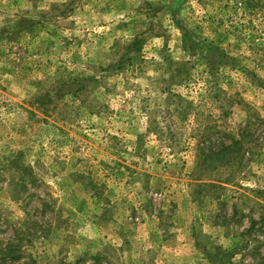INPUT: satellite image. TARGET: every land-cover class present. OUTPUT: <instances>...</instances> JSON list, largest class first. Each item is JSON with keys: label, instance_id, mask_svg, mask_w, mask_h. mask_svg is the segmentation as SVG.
<instances>
[{"label": "rangeland", "instance_id": "obj_1", "mask_svg": "<svg viewBox=\"0 0 264 264\" xmlns=\"http://www.w3.org/2000/svg\"><path fill=\"white\" fill-rule=\"evenodd\" d=\"M262 217L264 0H0V264H264Z\"/></svg>", "mask_w": 264, "mask_h": 264}, {"label": "trees", "instance_id": "obj_2", "mask_svg": "<svg viewBox=\"0 0 264 264\" xmlns=\"http://www.w3.org/2000/svg\"><path fill=\"white\" fill-rule=\"evenodd\" d=\"M188 81H189V75L184 76L182 78V83L188 82ZM182 102L184 105V110L182 109L183 110L182 113H183V116L187 118L190 114H193V111L195 110L193 109L195 108L194 102L183 99V98H182ZM257 119H259V117ZM258 121H260V119ZM256 125H257V121L256 119H253L252 117L246 122V125L244 124V126L240 130V133H238L237 135L233 133L229 134L228 137L230 138L231 143L229 145H222V147L218 149V151L208 149V152H206V146H204L203 144H200L198 151H201V154L199 155L197 169L200 172H213L212 174L218 172L222 168L232 169L229 177L225 180V182H222L221 184L236 183L237 182L236 178L238 176L236 172L239 173L240 169H242V167L244 166L246 154L250 152L249 145H251L252 138L254 136L253 133L255 132ZM205 141H206V137L202 135L201 143H205ZM197 173H198L197 170H196V173L195 172L193 173L194 180H196ZM218 181L221 182L220 180ZM31 183H32L31 179L29 181L21 182L20 186H18L20 189L16 191V193L14 194L13 200L15 201L23 200L20 202L26 203L25 201L26 198H23L22 194L26 193L29 190V184ZM206 186L209 187L210 184H207ZM41 204L43 205L42 209H39V208L36 209V212H40L41 215L45 216L47 214V211H53L52 206L50 205L49 202L42 201ZM26 214L29 217V219L27 217L25 220L29 221L30 214L28 213V211ZM263 219L264 218L262 217L261 220ZM250 223H251V226L247 230V234L252 236L253 230L255 229V226L258 222L253 219L251 221L250 219ZM259 225H261V223ZM41 229H42V226H41ZM260 244L262 245L264 243H260ZM18 247L19 245L17 244V241L10 242L6 245L5 248L0 249V253H2V257L4 259H7V258L11 259V257H14L19 252ZM233 252L234 253L232 254V256L234 255L236 256L237 254H240L241 251L236 253V251L233 250ZM95 260H96V264H101V260L99 257H95ZM231 264H234V263L231 262Z\"/></svg>", "mask_w": 264, "mask_h": 264}]
</instances>
